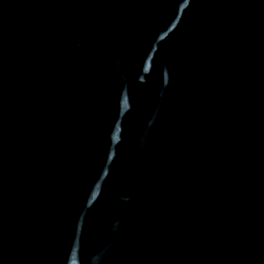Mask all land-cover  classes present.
<instances>
[{
  "label": "water",
  "instance_id": "1",
  "mask_svg": "<svg viewBox=\"0 0 264 264\" xmlns=\"http://www.w3.org/2000/svg\"><path fill=\"white\" fill-rule=\"evenodd\" d=\"M0 264H264V0H0Z\"/></svg>",
  "mask_w": 264,
  "mask_h": 264
}]
</instances>
